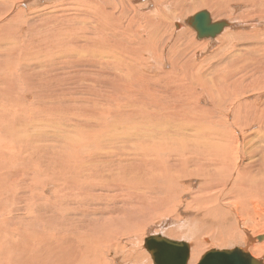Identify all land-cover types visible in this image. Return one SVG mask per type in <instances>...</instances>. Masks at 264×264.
I'll return each mask as SVG.
<instances>
[{"label": "rangeland", "instance_id": "1", "mask_svg": "<svg viewBox=\"0 0 264 264\" xmlns=\"http://www.w3.org/2000/svg\"><path fill=\"white\" fill-rule=\"evenodd\" d=\"M12 1L0 0L4 5ZM77 1L80 5L73 0L57 1L58 6L53 5L51 13L46 10L37 15L36 9H44L53 1L32 0L27 5L30 8L11 11L9 23V19L0 22L7 29L0 34V92L5 94L0 93V121L13 122L28 134L23 139L6 138L7 142H0V235L13 238L20 246L18 251L16 247L12 251L18 263L26 246L33 248L31 242L21 241H32L34 236L43 240L50 237L48 248L52 250L44 264H65L59 257L62 251L71 254L74 246L80 256L73 264H119L113 254L103 255V249L91 244L107 219H112L113 234L116 239L120 236L121 248L127 251L137 248L147 256L150 254L145 246L146 238L150 237L147 235L161 234L188 243L192 254L196 244L188 239L192 237L186 238L188 232L176 224L180 220L175 222L172 215L162 216L171 206L168 199L176 202L175 207L190 185L168 190L166 179L158 174L161 170L164 173L163 167L156 161L143 163L134 155L136 151L148 149L156 153V142L189 143L190 139L192 144L193 137L216 143L226 140L232 143L233 149L246 141V147L258 150L253 160L260 162L264 169V157H261L264 147L258 138L263 136L258 130L264 127V115L262 111L259 115L257 109L264 103V93L260 95L264 92V0H182L177 21L183 27L178 29L174 25L173 35L183 30L185 36L195 39L194 46H185L182 36L176 37L178 40L170 37L168 42L156 36L152 45L146 43L156 31L172 32V29L160 23L149 26L143 18L139 21L132 10L137 9L130 0L126 2L130 7L127 17L126 10L121 12L115 8V0L108 4L114 9L105 7L102 0H98L97 6L93 0ZM258 2L262 5L258 6ZM201 5L202 10H198ZM111 10L116 18L110 15L109 19ZM201 12L213 13L212 24L225 21L224 32L231 31L227 30L222 36L230 32L234 36L232 40L225 42L220 35L218 41L211 44L209 42L214 40L198 39L196 28L191 26L195 21L190 22V19ZM1 24L0 32L4 28ZM164 42L167 43L163 48ZM202 42L209 46L204 48ZM237 47L255 52L234 55ZM242 93L246 94L241 101L237 100ZM196 95H200L201 104L193 98ZM258 98L262 103L256 107L249 104ZM13 101L24 109L20 112L28 111L23 115L16 112ZM204 120L210 121V125ZM15 124L11 128L22 132ZM202 132L207 133V137L200 134ZM82 149L86 150L78 166L81 173L76 171L68 182L50 188L49 184L55 179L57 183L71 177V172L61 168L62 161L68 154H79ZM94 152H98L95 162ZM233 155L227 158V161L231 159L233 168L251 160L247 157L238 165L237 152ZM226 163L223 162L228 167ZM101 164H105L106 171L99 170V177L94 176V166ZM102 167L105 169L104 165L99 168ZM223 169L219 165L216 173L220 176L215 173L208 176L222 187L226 183V180L223 183L224 174L234 172ZM219 171L223 172L219 174ZM86 173L92 174L86 176ZM107 184L112 185L107 196H97L99 192L104 195L103 188ZM183 200L196 202L191 197ZM51 209L56 211L54 215ZM151 209L159 214L151 216ZM261 223L255 225L248 216H243L240 227L250 232L251 240L258 241L256 238L264 234V219ZM174 224L179 226L180 238L166 233ZM233 225L234 240L241 242L239 226L235 221ZM1 241L7 243L4 238ZM261 244L264 241L248 246L250 253ZM36 246L38 244L34 248ZM231 247L234 248L206 245L194 261L190 255L189 264H197L208 251ZM4 256H0V264H12L11 259ZM262 256L264 254L258 257ZM132 263L130 260L129 264Z\"/></svg>", "mask_w": 264, "mask_h": 264}, {"label": "bare ground", "instance_id": "2", "mask_svg": "<svg viewBox=\"0 0 264 264\" xmlns=\"http://www.w3.org/2000/svg\"><path fill=\"white\" fill-rule=\"evenodd\" d=\"M48 1H53L52 3H54V2H56V3H54V4L51 3L49 6L44 7V9L43 8H41L39 10L36 9L35 13L37 15L38 14L41 15L42 13H45L46 10H48V12L51 13L50 8L53 5L58 6L55 4H57V1H60V0H48ZM73 1H76L77 4L79 3L77 0H73ZM93 1H94V3H96V6L100 4L98 0H93ZM102 1L104 2L105 7H108L109 9L113 8L112 4L108 5L111 0H102ZM130 1L134 4V7L138 10L137 11L135 9H132L133 12L135 13V15L138 16L137 19L139 21L141 20V18H143V20H144L143 22L149 26L153 25L154 23H160L162 25V27L167 26V27L172 29V32L170 30H166V29H164V30L160 29V30L156 31L153 34L151 41L146 42V43H150L152 45V41L156 40V36L162 37V39H165V41H167V42L170 41L171 38L178 40L176 37L182 36L183 40L185 41V46H194L195 45V42H196L195 39L193 37H190V36L189 37L185 36L184 33L182 32L183 30L180 31V34H178L176 36L173 35V32H174L173 26L174 25H176L178 27V29L183 27V26L180 27V23H178V21H177V15L179 14V12L182 8L180 6L182 3V0H130ZM12 2L13 3L10 5H8V4L4 5L3 2H0L1 3L0 7H2L0 9V22L1 21L6 22L9 19V21H8V23H9L11 21V18H10L11 13L10 12L11 11L12 12L19 11V10H21L20 7H22V8L25 7L27 9L30 8V7H27V5L31 4L32 0H13ZM65 2L66 1H64V3ZM116 2H117V0H115V2H114L116 9L120 10L121 12L124 10L129 11L130 7L127 6V3H126L127 0H119L118 4ZM150 2L154 6H152V4ZM142 4L145 6L141 7ZM73 5H74V3H73ZM79 5H80V3H79ZM159 5H162V6L159 7ZM261 5H262L261 2H258V6H261ZM205 6L209 9V7L207 5H205ZM69 10L67 12H69ZM198 10H202V5L198 8ZM128 11L124 14L126 17H127ZM210 13L209 12H201V13H198L197 15H195L192 19H190V22H191V20L195 21V24L191 25V26H194L196 28L197 38L202 39V40H205V39L214 40V41H210L209 42L210 44L212 42L216 43L220 37H222V40L225 42L232 40L230 38L234 37V36L230 32H227L224 36H222L223 35L222 33H225L228 30L227 29L224 32L225 21H221L220 24H216V23L212 24V23H214L212 20L213 13L212 12H210ZM65 14H67V13H65ZM104 14H105V12H104ZM110 15L112 16V18H116V14L112 10L109 14V19H111ZM198 15H202L203 18L204 17L206 18V28L200 29V28L196 27V20L195 19ZM105 16H106V14H105ZM8 23H7V25H9ZM132 24L133 23H130V25H132ZM1 26H3V24H1ZM216 28H220V30L218 33L216 32L217 34L214 36H209V35H205V33H203V34L201 33L205 30L216 29ZM233 28H235V27H233ZM5 29L6 28L4 27L2 29V31L0 32V34L6 32ZM127 29L130 30L131 28H127ZM228 31H231V30H228ZM163 32L166 33L168 37H166ZM125 33H126V30H125ZM200 34H202V36H200ZM207 34H209V33H207ZM239 34H241V33H239ZM119 35H121V33ZM219 35H220V37H218ZM127 36H128V34H127ZM193 36H194V34H193ZM1 41L5 42L4 39H2ZM167 42H164L163 48L165 47ZM135 43L138 45L137 42H135ZM202 43H203L204 48H207L209 46V45H207L206 42H202ZM163 50L164 49H161V51H163ZM117 51H119V50H117ZM182 51H183V53L186 52V50H184V49ZM246 52H255V50L250 49V50L246 51V49H244V48H240V47L234 48V55H236L238 53L242 54V53H246ZM121 54H122V52L120 51L119 55H121ZM117 59H119V58H117ZM14 79H15V76H14ZM7 80L13 86V83H11L8 78H7ZM12 86H10V87H12ZM12 89H11V91H12ZM11 91H9V93ZM0 93L4 94L3 92H0ZM6 93H8V92H6ZM11 93H13V92H11ZM263 93L264 92H261L260 95H262ZM245 94L246 93L240 94L236 99L241 101V99L244 97ZM193 98L196 99L198 104H201L202 99L200 98V95H196ZM2 99H3V97H2ZM184 99L187 102L190 101V99L188 97L187 98L185 97ZM8 101H11V100H8ZM230 102H231V100H229L228 103L226 104V108L228 107ZM185 103L186 102H182V104H185ZM259 103H262L261 98L249 101V104L253 105L254 107H256ZM13 104L16 108V112H20V111L24 110L23 108H20V104L17 101H13ZM174 105H176V104H174ZM185 105H187V104H185ZM260 106H261L260 108H257L259 110L258 113L260 115V113L262 111L263 113H261V114L264 115V103H262V105H260ZM26 111H28V109ZM26 111L20 112V114L22 113V115H23V113H26ZM10 113H8V114H10ZM29 113H30V111H29ZM203 115H205V114H203ZM149 118H147V119H149ZM2 120H3V122H2ZM184 120L186 121V119H184ZM204 122L209 123L210 121L204 120ZM170 123H171V121H170ZM14 124H13V122L6 123V121H4V119H1V121H0V142L1 141L7 142L5 140L6 138H11L12 140L14 138L16 140L17 138L23 139V138L28 137V134L26 133V131H24V129L21 128L19 125L15 124L16 127H20L22 129V132H20V130L18 131L15 128H11V127H13L12 125H14ZM217 124H216V126H217ZM209 125H210V123H209ZM200 127H202V126H200ZM8 128L11 130H8ZM189 128H191V127H189ZM193 130H196V129H193ZM203 133L204 132H202L200 134L207 137L206 136L207 133L205 135ZM225 134H227V133H225ZM258 134H263V136H258V138H260V144L264 147V127L263 126H261V129L258 130ZM201 138H202V136H201ZM209 139H211V138L209 137ZM213 141H215V140H213ZM213 141L208 142L206 140L203 141V140H199V139L193 137L192 144L190 142V139L188 140L189 143H187L186 141L177 142L176 140H173V142H171V143H167V142L163 141L165 144L162 142H156L154 144L157 148L156 153H154V149H151L152 152H150L151 150L149 151V149H148V151L141 150L139 153H138V151H136L135 155H134V158H137V159L143 161V163H145V162L148 163L151 160V161L158 162L159 165L163 167L164 173L161 170V171H158V174L163 176L166 179V182H167L166 184L169 185L168 190H171V191L174 190L175 191L176 189H180L182 186L185 187V185L186 186L190 185V186H188L189 190L187 192H183L180 196V199L191 197L196 202L191 204L187 201V203H185V200L182 199L180 201V203L175 204L176 206L174 207L173 203H176V202H173L172 199H168V202H170L171 206L169 208V211H165L162 213V216L163 215H165V216L166 215H172L174 218H176L175 222H176V220H180L176 224H178L180 226L181 230H186L188 232L186 235V238L192 237V238H188V239L196 244V247L192 250V254L190 252V246L188 245V243L183 242L182 240H171L170 238L164 237L161 234L160 235H147L150 237H147L146 241L148 240L150 242H155L157 244V243L161 242L162 239L163 240L166 239L168 241L177 242L179 244H172V245H170V247H168V249H166L163 252H159V247L147 246V248L150 252V254H148L147 256L142 255L140 253V250H137V248H132L131 250L127 251L125 248H121L122 244H121L120 239H119L120 236L118 237V239H116L114 234H113L114 223H113L112 219H109V220L107 219L105 225L98 231L97 235L94 236V240L91 241V244H93L94 247H96V248L99 247V248L103 249V255L113 254L112 255L113 258L119 264H129L130 260L133 262L132 264H151V263H154V264H166V263L174 264V262L172 263L173 260L178 261L177 262L178 264H189L190 255L192 256V261H194L198 256H200L201 252L206 247V245H223L224 247L234 246V248L231 247V248H228L226 250H212V251H208L207 253H210V252L231 253L234 256L238 257L239 259L238 260L234 259L233 262L228 261V260L222 261L219 259L211 260L213 258L205 259L204 257L207 254L206 253L202 256L201 260L197 264H244L245 263L244 257L241 255L239 250H242L243 252L249 254L256 261L255 263H251V264H264V256L258 257V256L264 254V244L263 245L261 244V246H255L251 253H250L251 249L248 247L252 243H256V242L262 243L264 241V234L260 235L256 238L258 241H256L255 239L251 240L252 238H250V237L252 235L250 234V232L248 230H242V228L240 227V222H242L243 216L245 218H246V216H248V219L251 222L253 221L255 223V225L262 224L261 222L264 219V174L260 175L261 173H264V169L262 170V166L260 167V164H261L260 162H258L256 159L253 160V158L256 157L257 154H259L258 150L256 149L255 151H253L250 149V147H248V146L246 147V144H247L246 141L238 143L236 145L235 149H233V147H230V145H232V143L231 142L228 143V142H226V140H222L221 142L217 141V143L213 142ZM3 142H2V144H3ZM86 145H88V147H89L88 143ZM190 145L192 146V148H190ZM85 150L86 149H82L79 152V154H75V155L68 154V156L62 161L61 168L65 169V171H67V172L68 171L71 172V175L69 174L71 177H69V179H64V181H62V182H57V183H54V181L57 179H55V180L53 179L54 180L53 184L52 183L49 184L50 188L53 186L68 182L70 179L73 178L72 176H74L76 171L81 173L80 170L78 169V166L80 163V158L82 155H84ZM167 150H168V152H167ZM233 152H237L238 165H241L242 161H244L247 157L250 158L251 160L249 162H247L246 164L244 163L240 167L236 166L235 168H233L232 167L233 164L230 161L231 159L229 161H227L228 155H230L231 158H232V156H234ZM261 152H263V154H261V157H264V148H262ZM97 156H98V152H94V162L98 158ZM177 160H179V162L177 163V165H174V162ZM221 161H222V163L220 164ZM63 162L65 163V165ZM214 162L218 163V165L217 164L213 165ZM223 162H225V163L227 162L226 164L228 165V167L225 166L223 164ZM232 162H234V161H232ZM201 163H203L202 166H200ZM101 165H104L105 169H103V167H102V169L99 168ZM101 165L99 167L94 166V176L99 177V175H100L99 170H102V172L106 171L105 164H101ZM219 165H221L222 169L224 168L223 170H225V169L226 170H234L233 173L228 172L226 176L223 173L224 174V176L222 177V178H224L223 183L226 180V183L223 184V187L216 184L215 181H217V180H215V179L211 180L208 178V176L211 173L217 174L216 172L219 169ZM242 169H245V170H242ZM59 172H60V170H59ZM220 172H223V171H219L218 173L220 174ZM91 174L92 173H86L85 175L90 176ZM218 176H220V175H218ZM53 177H55V176H53ZM65 177H67V175ZM59 179H61V178H59ZM82 181L83 180L77 181L76 184H80ZM111 186L112 185L107 184L103 188L104 189L103 190L104 195H102L99 192V194H97V196H99V197L100 196L101 197L107 196V194L111 190ZM222 194H223L222 197H225V199L223 201L220 198V196ZM41 198H40V200H41ZM43 200L44 199H42V201ZM182 201H184L183 202L184 204L182 203ZM43 202L45 203V201H43ZM48 204L51 206H54L53 203H48ZM48 204H46V205H48ZM56 206H58V205H56ZM47 208H48V206H47ZM1 209L2 208H0V211H1ZM51 210H52L51 211L52 214H53V212H54V214L56 213V211L54 209H51ZM192 211H194V212H192ZM150 213H151V216L159 214V212L156 209H151ZM40 217H42V216L40 215ZM186 217H187V219H186ZM183 219H184V221L182 222ZM188 219L190 220L189 224H188ZM234 221L239 226L240 230L238 232H240V233H238V235L240 238L239 241H241V242L234 240L235 239L234 234H233L234 231L232 232V230L235 229V228L232 229V227L234 226L233 225ZM171 224H172V222H171ZM179 226H175V224H174L172 226L171 230H170V228L167 229L166 233L169 232L168 236L173 237V238H180L182 236V233L179 232L180 231ZM41 228L42 227H40V229ZM1 238H4L7 243L2 242ZM47 238H49V239L43 240L42 237L37 238V237L32 236V241L30 239H26V240L21 241L22 243L24 241L31 242L33 244V248L31 246H26V250L24 248L25 253H23V251L20 249V251H22L23 255H19L22 258V261L18 263L17 260H15V257L13 256L12 251H13V249H15V247H16V250L18 251L20 246L18 247V243H14L13 238H10L7 235H4L3 237H2V235H0V256H3V255L8 256L7 258L11 259L12 264H44L43 261L49 259V251L52 250V248H48V245L50 242V237H47ZM254 241H256V242H254ZM35 244L36 245L38 244V246H36V248H34ZM24 246H25V244H24ZM39 246H41V247H39ZM9 247H11L10 250L8 249ZM30 247H31V249H29ZM111 248H114L115 251L111 250ZM118 248H120V250L117 251L116 249H118ZM247 248H249V249H247ZM124 249L126 251H124ZM171 249H174L173 252L171 251ZM47 252H48V254H47ZM125 253H127L126 257H128L130 259L124 257ZM79 256H80V253H79V251L76 250V248L74 246L72 251H71V254H69L68 251H66V252L62 251L59 258L65 264H73L79 258ZM158 258H160V263H158ZM168 259H170L171 263L169 262Z\"/></svg>", "mask_w": 264, "mask_h": 264}, {"label": "water", "instance_id": "3", "mask_svg": "<svg viewBox=\"0 0 264 264\" xmlns=\"http://www.w3.org/2000/svg\"><path fill=\"white\" fill-rule=\"evenodd\" d=\"M196 27L197 28H206V18L202 15H198L196 17ZM220 30V28H216V29H208V30H205L203 32H201L202 34L203 33H209V34H214V33H218ZM165 240V241H164ZM162 239L161 242L159 243H155V242H150V241H146V247L147 246H150V247H159V252H163L165 251L166 249H168V247H170V245L172 244H179L177 242H172V241H168L166 239ZM261 240V239H260ZM148 249V248H147ZM175 249V248H174ZM174 249H171V251L173 252ZM241 255L244 257V264H251V263H255L256 261L247 253L243 252L242 250H239ZM154 258V257H153ZM205 259H209V258H213L211 260H216V259H219V260H222V261H225V260H228V261H232L235 259V260H238L239 258L234 256L233 254L231 253H220V252H210V253H207L204 257ZM169 262H170V259H168ZM165 261V260H164ZM174 262V264H178L177 262L178 261H175L173 260L172 263ZM158 263H160V258H158ZM166 263V262H165ZM171 263V262H170ZM168 264V263H166Z\"/></svg>", "mask_w": 264, "mask_h": 264}]
</instances>
